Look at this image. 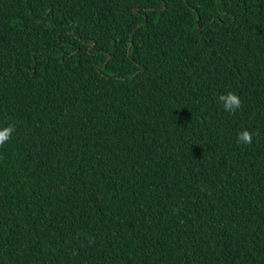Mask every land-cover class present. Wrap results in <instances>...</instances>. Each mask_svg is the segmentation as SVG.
Instances as JSON below:
<instances>
[{"label":"trees","instance_id":"16d2710c","mask_svg":"<svg viewBox=\"0 0 264 264\" xmlns=\"http://www.w3.org/2000/svg\"><path fill=\"white\" fill-rule=\"evenodd\" d=\"M9 124L0 264H264V0H0Z\"/></svg>","mask_w":264,"mask_h":264},{"label":"clouds","instance_id":"9594fccd","mask_svg":"<svg viewBox=\"0 0 264 264\" xmlns=\"http://www.w3.org/2000/svg\"><path fill=\"white\" fill-rule=\"evenodd\" d=\"M217 99L223 110L230 114H235L242 106V101L240 100L239 96L232 91H228L219 95ZM14 131L15 126L12 124L0 128V146L4 145L8 140L11 139ZM237 142L250 144L252 142V133L247 130H241L237 135Z\"/></svg>","mask_w":264,"mask_h":264},{"label":"water","instance_id":"95a60500","mask_svg":"<svg viewBox=\"0 0 264 264\" xmlns=\"http://www.w3.org/2000/svg\"><path fill=\"white\" fill-rule=\"evenodd\" d=\"M137 10V8L135 7V11Z\"/></svg>","mask_w":264,"mask_h":264}]
</instances>
